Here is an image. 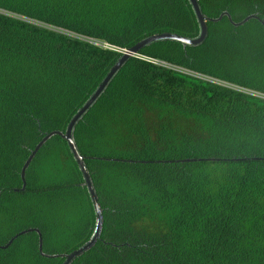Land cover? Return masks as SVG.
Returning <instances> with one entry per match:
<instances>
[{
    "label": "trees",
    "instance_id": "16d2710c",
    "mask_svg": "<svg viewBox=\"0 0 264 264\" xmlns=\"http://www.w3.org/2000/svg\"><path fill=\"white\" fill-rule=\"evenodd\" d=\"M196 1L205 40L144 46L74 126L103 224L71 264H264V98L245 92L264 95V0ZM163 32L199 35L189 0H0V246L17 235L0 264H61L52 255L91 238L95 212L65 140L41 147L23 189L22 166L122 51Z\"/></svg>",
    "mask_w": 264,
    "mask_h": 264
},
{
    "label": "water",
    "instance_id": "95a60500",
    "mask_svg": "<svg viewBox=\"0 0 264 264\" xmlns=\"http://www.w3.org/2000/svg\"><path fill=\"white\" fill-rule=\"evenodd\" d=\"M194 13L197 17V20L199 22V26H200V33L197 37L195 38H188V37H184L175 33H169V32H163V33H159V34H154V35H150L147 36L145 38H143L142 40L138 41L133 47H131L128 50L122 51L121 56L119 57V59L115 62V64L109 69V71L107 72V74L105 75V77L103 78V80L99 83V85L97 86V88L94 90V92L89 96V98L84 102V104L76 111V113H74V115L71 117V119L69 120L65 130L62 131H50L49 133L45 134L41 140L35 145V147L33 148V150L31 151V153L29 154V156L27 157L26 161L24 162L22 169H21V181H22V189L25 186V171L28 168L30 162L32 161V159L34 158V156L36 155V153L41 149V147L52 137L54 136H59L62 139L65 140L67 147L70 151V153L72 154L80 172L83 178V182L84 185L87 188L94 212H95V216H96V221H95V230L93 235L91 236V238L85 242L84 244H82L81 246H79L78 248L68 252V253H64V254H59V255H52V257H60L62 259V263L61 264H71L72 261H74L77 257L81 256L83 253H85L86 251L90 250L95 243L97 242L98 238L100 237L101 231H102V224H103V216H102V209L100 206V203L98 201V197L95 193L94 187L92 185L89 173L86 169V166L84 164L83 158L82 156L79 155L77 148H76V144L73 140V129L75 124L77 123V121L85 114V112L90 109V107L93 105V103L97 100V98L99 97V95L102 93V91L105 89V87L108 85L109 81L111 80V78L120 70V68L122 67V65L132 56L136 55L138 53V51L143 48L144 46L152 43V42H156L159 40H172V41H177L182 43L184 46L185 45H191V46H197L199 44H201L207 35V26H206V19L204 18L203 14L201 13L198 3L196 0H189ZM222 16H228L227 13H222L219 18H221ZM256 16L253 14L247 15L246 17H244L242 20L238 21V22H234L232 20L231 23L234 26H240L242 24H244L245 22H247L250 19H255ZM230 19V18H229ZM261 23H264V21L261 20ZM26 231H23L19 234L25 233ZM39 234V233H38ZM17 235H15L12 239L9 240V242L4 245V246H0L1 248H5L6 246H8L12 240L14 238H16ZM38 248L39 251H41L42 248V238L41 235L39 234V241H38ZM45 256H49V255H45Z\"/></svg>",
    "mask_w": 264,
    "mask_h": 264
},
{
    "label": "built area",
    "instance_id": "2783aa9c",
    "mask_svg": "<svg viewBox=\"0 0 264 264\" xmlns=\"http://www.w3.org/2000/svg\"><path fill=\"white\" fill-rule=\"evenodd\" d=\"M90 40H91V39H90ZM93 41H94V40H93ZM95 41H96V40H95ZM93 44L96 45V46L104 47V48H110L106 43H102V42H100V41H99V42H94ZM134 56H135V55H134ZM139 57H140V56H139ZM140 58H143L144 60H147V61L152 62V63H154V64H157V65H159V66H164V67H166V68H170V69H173V70H176V71L182 72V73H184V74L192 75V76L199 77V78H202V79H204V78H208V77H204V76H201V75H198V74L192 73V72H190V71L184 70V69H182V68H178V67H176V66L169 65V64L164 63V62L159 61V60H155V59H151V58H147V57H140ZM208 79H210V78H208ZM205 80H206V79H205ZM211 80H212L213 82L215 81V80H213V79H211ZM208 81H209V80H208ZM215 82H217V81H215ZM220 84H222V85H226V84H224V83H220ZM233 88L236 89V87H233ZM245 92L250 93V94H254V95H257V96H260V97L264 98V95L255 94V93H252V92H249V91H245Z\"/></svg>",
    "mask_w": 264,
    "mask_h": 264
},
{
    "label": "rangeland",
    "instance_id": "374dc122",
    "mask_svg": "<svg viewBox=\"0 0 264 264\" xmlns=\"http://www.w3.org/2000/svg\"><path fill=\"white\" fill-rule=\"evenodd\" d=\"M11 16H13V17H17V16H15V15H11ZM17 18H19V17H17ZM19 19H22V20H25V21H28V22H32V21H30V20H28V19H24V18H19ZM88 40V39H87ZM89 42H91V43H94V42H99V41H93V40H88ZM103 43V42H102ZM204 79H206V80H209V81H212L211 79H208V78H204ZM215 82V81H214ZM226 86V85H225Z\"/></svg>",
    "mask_w": 264,
    "mask_h": 264
}]
</instances>
